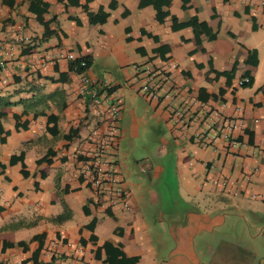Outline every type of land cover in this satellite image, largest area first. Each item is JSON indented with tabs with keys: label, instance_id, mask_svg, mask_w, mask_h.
Instances as JSON below:
<instances>
[{
	"label": "crops",
	"instance_id": "1",
	"mask_svg": "<svg viewBox=\"0 0 264 264\" xmlns=\"http://www.w3.org/2000/svg\"><path fill=\"white\" fill-rule=\"evenodd\" d=\"M259 1L0 0V264H264ZM67 54L120 102L129 212L93 205L77 174L97 122ZM145 67L168 74L167 101L138 92ZM191 100L236 121L237 145L200 147L198 120L179 135Z\"/></svg>",
	"mask_w": 264,
	"mask_h": 264
},
{
	"label": "built area",
	"instance_id": "2",
	"mask_svg": "<svg viewBox=\"0 0 264 264\" xmlns=\"http://www.w3.org/2000/svg\"><path fill=\"white\" fill-rule=\"evenodd\" d=\"M259 8L264 15V0L259 1ZM20 46L29 45L30 40L18 38ZM7 60L12 61V49L6 54ZM65 59L70 63V70L77 76L76 94L79 99L89 105V116L97 122L86 139L88 146L84 151L77 153L80 165L77 174L82 184L91 191L93 205L102 209L120 208L129 212V192L123 188V179L117 168L115 150L118 139V122L121 114V105L117 98L110 95L101 96L99 93L108 87L102 82L90 78L86 72L88 65L84 58H75L67 54ZM7 63L0 58V73L6 69ZM173 69L174 65L171 66ZM10 70L13 69L9 66ZM137 70V69H136ZM143 84L138 92L150 102L167 101L171 93L168 90L169 76L166 72L145 67L139 74ZM249 84V79H240L237 86ZM198 110L193 112L192 107ZM195 113V114H194ZM199 121L201 129L195 133L197 144L202 148H211L217 141H222L227 147H234L237 142L232 138V133L237 129V122L222 117L215 110L197 101H188L182 107L173 110L171 123L178 134L184 136L192 121ZM219 182H214L216 185ZM229 182L222 181L225 187ZM76 248V252H80ZM60 264H70L67 263ZM81 264V263H76Z\"/></svg>",
	"mask_w": 264,
	"mask_h": 264
},
{
	"label": "trees",
	"instance_id": "3",
	"mask_svg": "<svg viewBox=\"0 0 264 264\" xmlns=\"http://www.w3.org/2000/svg\"><path fill=\"white\" fill-rule=\"evenodd\" d=\"M85 60V59H84ZM86 61V60H85ZM87 65H88V62L86 61ZM0 132H2L1 128H0ZM23 175H25V173L22 172Z\"/></svg>",
	"mask_w": 264,
	"mask_h": 264
}]
</instances>
